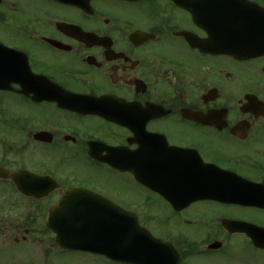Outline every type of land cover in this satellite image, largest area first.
Returning <instances> with one entry per match:
<instances>
[{
  "label": "flooded vegetation",
  "instance_id": "1",
  "mask_svg": "<svg viewBox=\"0 0 264 264\" xmlns=\"http://www.w3.org/2000/svg\"><path fill=\"white\" fill-rule=\"evenodd\" d=\"M243 2L0 0V256L264 264V0ZM75 214L112 255L59 245Z\"/></svg>",
  "mask_w": 264,
  "mask_h": 264
},
{
  "label": "rangeland",
  "instance_id": "2",
  "mask_svg": "<svg viewBox=\"0 0 264 264\" xmlns=\"http://www.w3.org/2000/svg\"><path fill=\"white\" fill-rule=\"evenodd\" d=\"M61 260L55 262V264H104L102 260L98 258H91L83 256L80 253H62L60 256ZM0 264H28L17 259H6L5 254L2 253L0 256ZM47 264V263H42Z\"/></svg>",
  "mask_w": 264,
  "mask_h": 264
},
{
  "label": "water",
  "instance_id": "3",
  "mask_svg": "<svg viewBox=\"0 0 264 264\" xmlns=\"http://www.w3.org/2000/svg\"><path fill=\"white\" fill-rule=\"evenodd\" d=\"M81 237H82V231H76L75 238H81ZM59 240H60V243L62 246L66 245L65 240H61V237L59 238ZM75 247H77V246H75Z\"/></svg>",
  "mask_w": 264,
  "mask_h": 264
}]
</instances>
